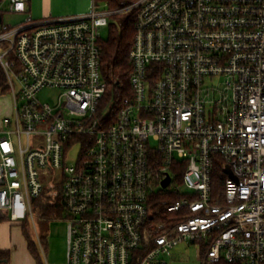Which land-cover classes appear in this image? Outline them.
Masks as SVG:
<instances>
[{
  "label": "built area",
  "instance_id": "1",
  "mask_svg": "<svg viewBox=\"0 0 264 264\" xmlns=\"http://www.w3.org/2000/svg\"><path fill=\"white\" fill-rule=\"evenodd\" d=\"M28 1L0 2V16L25 14ZM98 2L0 23L14 105L0 128V211L35 225V201L61 197L63 264H168L162 255L182 242L204 249L202 264H264V0ZM130 12L132 96L112 115L101 29ZM45 90L57 99L42 101ZM155 197L164 220L154 221Z\"/></svg>",
  "mask_w": 264,
  "mask_h": 264
},
{
  "label": "rangeland",
  "instance_id": "2",
  "mask_svg": "<svg viewBox=\"0 0 264 264\" xmlns=\"http://www.w3.org/2000/svg\"><path fill=\"white\" fill-rule=\"evenodd\" d=\"M41 2V1H40ZM38 5V4H37ZM61 5L66 9L84 10L90 13L92 11V0H62ZM40 6L42 7L43 5ZM108 7L104 2H98V10H104ZM109 9V8H108ZM5 21L15 24V22L26 19V15L21 17L14 14H4ZM111 23L117 22L116 18H110ZM109 29H101L102 39L108 37ZM58 97V91L45 90L39 95L42 101L53 102ZM0 109L2 115L13 118L14 105L10 93L0 90ZM80 148L72 149L68 154V165H76ZM39 201L34 204V221L30 220L29 234L33 241L40 264H63L66 261L67 254V219L65 214L60 217L43 215L39 209ZM0 247L8 249L11 253L10 261L6 264H37L35 258L27 248V242L22 234L21 227L8 220L0 222ZM204 249L200 245L182 242L177 245L170 253L162 255V259L168 264H202L204 260Z\"/></svg>",
  "mask_w": 264,
  "mask_h": 264
},
{
  "label": "trees",
  "instance_id": "3",
  "mask_svg": "<svg viewBox=\"0 0 264 264\" xmlns=\"http://www.w3.org/2000/svg\"><path fill=\"white\" fill-rule=\"evenodd\" d=\"M4 0H0L2 2ZM105 2L110 10H118L120 8L129 6L138 0H98ZM116 24L110 23L108 26V37L101 40V70L103 79L107 84L106 94L104 96L103 106L108 113L112 115L117 114L121 109L124 101L132 96V88L130 85V75L132 71V64L130 54L133 49L135 39V14L133 12L116 17ZM0 90L2 92L8 91V80L3 68L0 65ZM225 174L222 167L218 169L215 180L213 182V189L216 192H223V184L225 181ZM177 198L170 197V200ZM156 205L154 208V221L164 220L166 218L164 197H155ZM39 203V209L43 215L60 217L65 214L61 197L53 200L52 197H41L35 201ZM8 220L7 215L0 211V222ZM10 222V221H9ZM29 223L19 225L22 234L27 242V248L31 255L40 264L39 256L37 255L31 235L29 234L30 228L27 226ZM11 253L9 250H0V260L10 261ZM217 264H227L220 262Z\"/></svg>",
  "mask_w": 264,
  "mask_h": 264
},
{
  "label": "crops",
  "instance_id": "4",
  "mask_svg": "<svg viewBox=\"0 0 264 264\" xmlns=\"http://www.w3.org/2000/svg\"><path fill=\"white\" fill-rule=\"evenodd\" d=\"M41 1V2H40ZM62 0H29L28 5H27V12L25 14H19L18 16H25L31 17L34 20H44V19H51V18H63V17H70V16H77V15H83L87 14L88 12H85L84 10H71L69 8H65L64 6L61 5ZM43 5L42 7L40 6ZM38 4V5H37ZM26 20V19H25ZM24 19H21L15 24H19L23 21ZM2 21L5 25L12 26V23H8L5 21L4 15L2 17ZM2 109H0V112ZM8 111H6L7 113ZM2 115L0 113V128L2 127V122L5 118H8L9 116H6L7 114ZM0 250H8L5 248L0 247Z\"/></svg>",
  "mask_w": 264,
  "mask_h": 264
},
{
  "label": "water",
  "instance_id": "5",
  "mask_svg": "<svg viewBox=\"0 0 264 264\" xmlns=\"http://www.w3.org/2000/svg\"><path fill=\"white\" fill-rule=\"evenodd\" d=\"M2 21V17L0 16V23ZM226 173L229 175V177L233 178L236 180V178L234 177L231 169L228 167L226 170ZM170 184V178L168 177L164 182H163V187H167ZM8 263V260H0V264H6Z\"/></svg>",
  "mask_w": 264,
  "mask_h": 264
}]
</instances>
